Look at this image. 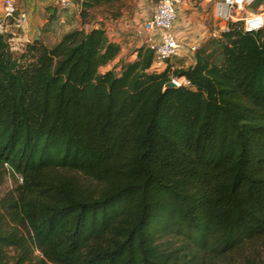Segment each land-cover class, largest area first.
Segmentation results:
<instances>
[{"label":"trees","instance_id":"1","mask_svg":"<svg viewBox=\"0 0 264 264\" xmlns=\"http://www.w3.org/2000/svg\"><path fill=\"white\" fill-rule=\"evenodd\" d=\"M69 2L22 51L0 34V188L20 179L0 264H187L253 240L255 259L225 264H264V29L230 25L164 89L171 67L144 46L102 72L120 46Z\"/></svg>","mask_w":264,"mask_h":264},{"label":"rangeland","instance_id":"2","mask_svg":"<svg viewBox=\"0 0 264 264\" xmlns=\"http://www.w3.org/2000/svg\"><path fill=\"white\" fill-rule=\"evenodd\" d=\"M45 3L46 15H49L48 10L56 5L55 0H43ZM84 0H73L69 3V12L75 16L78 25L85 31L93 27L103 28L107 36L120 46V54L115 60L108 64L105 68L101 69L111 70L118 62L133 60V53L143 46V38L139 36L138 30L142 28V24L150 20L155 10V0H119L110 3H95L91 7H84L82 2ZM57 6V5H56ZM61 8V7H60ZM64 11V10H61ZM45 14V13H44ZM76 22V23H77ZM61 30H68L71 26L61 23ZM213 27V18L210 10L206 11H180L177 20L174 24V32L178 40L186 46L195 43L198 45L197 51L202 49H218L215 47L213 40L209 37L208 32ZM30 29V28H29ZM60 32V31H59ZM17 36H21L22 32L15 30ZM8 37L12 38L11 35ZM57 36L45 39L46 44L51 45ZM16 39V38H15ZM30 40V39H29ZM31 41V40H30ZM11 48L15 52L22 51L24 46L28 43L13 40L10 42ZM196 51V52H197ZM217 53V52H216ZM191 59L186 56L177 57L169 60L165 65L156 67L153 70L163 71L166 67L170 68V77L174 74L173 71L191 64ZM20 184L19 176L12 178L7 176L5 184L0 188V198L8 191L15 188ZM164 247L170 249L180 248V254L188 253L182 247V239L177 237L168 236L160 240ZM235 251H224L217 254H202L191 257L189 254L187 259L190 261L187 264H225L228 261L239 262L243 259H255L261 252V244L257 240L242 242Z\"/></svg>","mask_w":264,"mask_h":264},{"label":"built area","instance_id":"3","mask_svg":"<svg viewBox=\"0 0 264 264\" xmlns=\"http://www.w3.org/2000/svg\"><path fill=\"white\" fill-rule=\"evenodd\" d=\"M69 1L55 0L60 6H65ZM255 1L257 0H155L153 16L138 30L139 36L143 38V46L153 53L152 69L182 56L193 61L198 45L192 43L185 48L173 29L180 11L210 10L213 27L208 34L211 39L217 40L228 32V27L232 24H239L245 33H257L264 29V3L252 8ZM1 9L0 34L11 35L12 38L8 37L9 43L21 38L17 36L15 30L22 32L24 37L28 31L26 13L17 9L13 0H3ZM170 81L176 87L189 85L184 77H172Z\"/></svg>","mask_w":264,"mask_h":264},{"label":"crops","instance_id":"4","mask_svg":"<svg viewBox=\"0 0 264 264\" xmlns=\"http://www.w3.org/2000/svg\"><path fill=\"white\" fill-rule=\"evenodd\" d=\"M2 1L3 0H0V15L2 11L1 9ZM13 1L17 9L26 13L27 24H28V31H26L27 34L24 35V37L21 34V38L16 40L20 42L29 43L30 40H32L39 34L38 31H40L42 26L47 22L48 15H46V11L44 8L45 3L43 0H13ZM93 28H97V27H93Z\"/></svg>","mask_w":264,"mask_h":264},{"label":"water","instance_id":"5","mask_svg":"<svg viewBox=\"0 0 264 264\" xmlns=\"http://www.w3.org/2000/svg\"><path fill=\"white\" fill-rule=\"evenodd\" d=\"M260 3H264V0H257L255 3H253L252 8H256ZM176 88L175 84L173 82H167L164 85V89H173Z\"/></svg>","mask_w":264,"mask_h":264}]
</instances>
